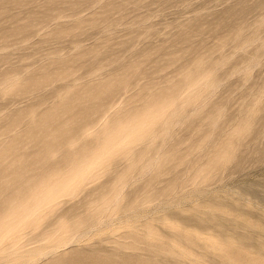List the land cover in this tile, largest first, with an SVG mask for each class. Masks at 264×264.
<instances>
[{"label": "rangeland", "instance_id": "374dc122", "mask_svg": "<svg viewBox=\"0 0 264 264\" xmlns=\"http://www.w3.org/2000/svg\"><path fill=\"white\" fill-rule=\"evenodd\" d=\"M97 261L264 264V0H0V264Z\"/></svg>", "mask_w": 264, "mask_h": 264}, {"label": "bare ground", "instance_id": "6f19581e", "mask_svg": "<svg viewBox=\"0 0 264 264\" xmlns=\"http://www.w3.org/2000/svg\"><path fill=\"white\" fill-rule=\"evenodd\" d=\"M85 259H87V258H85ZM88 259H89V258H88ZM93 259H94V258H93ZM97 259H99V258H97ZM97 259H96V260H97ZM101 259H102V258H101ZM101 259L98 260V261H101ZM104 259H106V258H104ZM104 259L102 260V262L104 261ZM96 260H95V261H96ZM82 261H83V260H82ZM98 261H97V264L99 263ZM87 262H88V261H87ZM102 262H101V263H102ZM106 262H109V261H106ZM106 262H105V263H106ZM83 263H85V262H83ZM109 263H110V262H109ZM99 264H100V263H99ZM102 264H104V263H102Z\"/></svg>", "mask_w": 264, "mask_h": 264}]
</instances>
